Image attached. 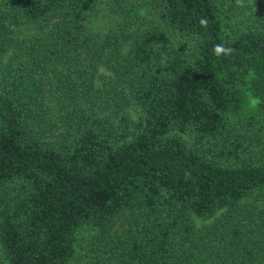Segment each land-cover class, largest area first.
Returning a JSON list of instances; mask_svg holds the SVG:
<instances>
[{
    "label": "trees",
    "instance_id": "trees-1",
    "mask_svg": "<svg viewBox=\"0 0 264 264\" xmlns=\"http://www.w3.org/2000/svg\"><path fill=\"white\" fill-rule=\"evenodd\" d=\"M0 264H264V0H0Z\"/></svg>",
    "mask_w": 264,
    "mask_h": 264
},
{
    "label": "clouds",
    "instance_id": "clouds-1",
    "mask_svg": "<svg viewBox=\"0 0 264 264\" xmlns=\"http://www.w3.org/2000/svg\"><path fill=\"white\" fill-rule=\"evenodd\" d=\"M214 51H215L216 55H220L223 53H230L231 49H227V48L223 47L222 45H216Z\"/></svg>",
    "mask_w": 264,
    "mask_h": 264
},
{
    "label": "rangeland",
    "instance_id": "rangeland-1",
    "mask_svg": "<svg viewBox=\"0 0 264 264\" xmlns=\"http://www.w3.org/2000/svg\"><path fill=\"white\" fill-rule=\"evenodd\" d=\"M107 73H108V70H107L106 68H104V67H100V69H99V75H105V74H107ZM100 80H101V76L98 77V79H97V83H99Z\"/></svg>",
    "mask_w": 264,
    "mask_h": 264
}]
</instances>
